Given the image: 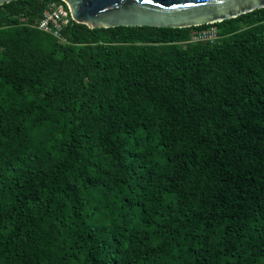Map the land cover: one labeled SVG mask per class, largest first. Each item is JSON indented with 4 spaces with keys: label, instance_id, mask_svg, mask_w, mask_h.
Returning a JSON list of instances; mask_svg holds the SVG:
<instances>
[{
    "label": "trees",
    "instance_id": "16d2710c",
    "mask_svg": "<svg viewBox=\"0 0 264 264\" xmlns=\"http://www.w3.org/2000/svg\"><path fill=\"white\" fill-rule=\"evenodd\" d=\"M49 1L0 4V264H264V6L54 36Z\"/></svg>",
    "mask_w": 264,
    "mask_h": 264
},
{
    "label": "water",
    "instance_id": "95a60500",
    "mask_svg": "<svg viewBox=\"0 0 264 264\" xmlns=\"http://www.w3.org/2000/svg\"><path fill=\"white\" fill-rule=\"evenodd\" d=\"M10 0H0V4ZM70 21L89 28L189 27L211 24L264 6V0H55Z\"/></svg>",
    "mask_w": 264,
    "mask_h": 264
},
{
    "label": "built area",
    "instance_id": "2783aa9c",
    "mask_svg": "<svg viewBox=\"0 0 264 264\" xmlns=\"http://www.w3.org/2000/svg\"><path fill=\"white\" fill-rule=\"evenodd\" d=\"M68 22L69 19L63 5L52 0L46 3L36 27L42 31L49 32L54 36H58L61 28ZM216 38L217 32L213 27L195 30L191 34V40L193 41L199 40L212 42Z\"/></svg>",
    "mask_w": 264,
    "mask_h": 264
}]
</instances>
